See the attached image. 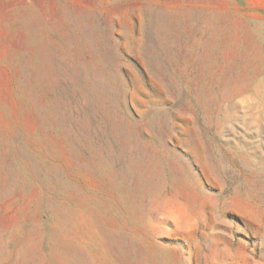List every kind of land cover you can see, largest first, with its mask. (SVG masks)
Masks as SVG:
<instances>
[{
    "label": "rangeland",
    "instance_id": "obj_1",
    "mask_svg": "<svg viewBox=\"0 0 264 264\" xmlns=\"http://www.w3.org/2000/svg\"><path fill=\"white\" fill-rule=\"evenodd\" d=\"M0 264H264V0H0Z\"/></svg>",
    "mask_w": 264,
    "mask_h": 264
}]
</instances>
